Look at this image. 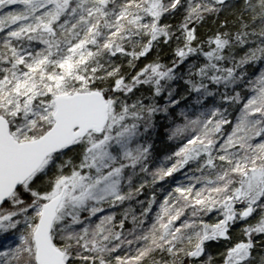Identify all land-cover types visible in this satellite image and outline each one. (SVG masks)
Masks as SVG:
<instances>
[{"label": "snow or ice", "instance_id": "1", "mask_svg": "<svg viewBox=\"0 0 264 264\" xmlns=\"http://www.w3.org/2000/svg\"><path fill=\"white\" fill-rule=\"evenodd\" d=\"M0 264H264V0H0Z\"/></svg>", "mask_w": 264, "mask_h": 264}, {"label": "trees", "instance_id": "2", "mask_svg": "<svg viewBox=\"0 0 264 264\" xmlns=\"http://www.w3.org/2000/svg\"><path fill=\"white\" fill-rule=\"evenodd\" d=\"M165 150V142L162 140H157V152L163 154Z\"/></svg>", "mask_w": 264, "mask_h": 264}]
</instances>
